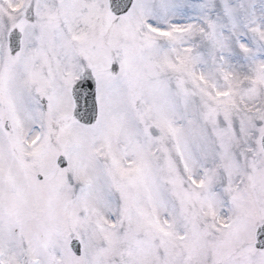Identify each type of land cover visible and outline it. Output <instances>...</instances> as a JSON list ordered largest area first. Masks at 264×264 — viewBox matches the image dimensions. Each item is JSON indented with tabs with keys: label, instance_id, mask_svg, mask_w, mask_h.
<instances>
[{
	"label": "snow or ice",
	"instance_id": "1",
	"mask_svg": "<svg viewBox=\"0 0 264 264\" xmlns=\"http://www.w3.org/2000/svg\"><path fill=\"white\" fill-rule=\"evenodd\" d=\"M248 7L0 0V264H264Z\"/></svg>",
	"mask_w": 264,
	"mask_h": 264
},
{
	"label": "rangeland",
	"instance_id": "2",
	"mask_svg": "<svg viewBox=\"0 0 264 264\" xmlns=\"http://www.w3.org/2000/svg\"><path fill=\"white\" fill-rule=\"evenodd\" d=\"M244 2L246 7L250 6L248 7L249 12L264 22V0H244ZM241 63H243V61H241ZM236 70L240 73H245L247 71L246 68H237Z\"/></svg>",
	"mask_w": 264,
	"mask_h": 264
}]
</instances>
